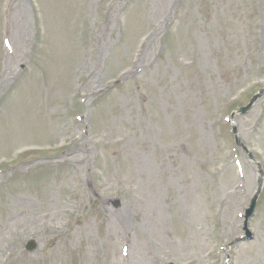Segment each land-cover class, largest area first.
<instances>
[{"label": "rangeland", "instance_id": "rangeland-1", "mask_svg": "<svg viewBox=\"0 0 264 264\" xmlns=\"http://www.w3.org/2000/svg\"><path fill=\"white\" fill-rule=\"evenodd\" d=\"M263 87L264 0H0V264H264Z\"/></svg>", "mask_w": 264, "mask_h": 264}, {"label": "bare ground", "instance_id": "bare-ground-1", "mask_svg": "<svg viewBox=\"0 0 264 264\" xmlns=\"http://www.w3.org/2000/svg\"><path fill=\"white\" fill-rule=\"evenodd\" d=\"M17 2V1H16ZM16 5V4H15ZM21 24L23 25L24 24V26L25 27H27V23H28V17H27V14H26V12H25V10H22L21 11ZM125 162H127V161H125ZM130 162H128L127 164H129ZM127 168H129V166L127 167ZM131 168V167H130ZM231 204V203H230ZM228 213V212H227ZM226 213V215L224 216L225 217V221L227 220V218H228V214ZM127 219V218H126ZM230 221H231V223H235V225L238 223V220H236V218H232V219H230ZM162 223L159 225L160 227H161V229L163 230V233L166 235V236H168L169 235V232H168V230L166 229V225L164 226V219L161 221ZM166 224V223H165ZM227 230V229H226ZM228 231V230H227ZM235 232V231H234ZM180 244V243H179ZM198 264H202V263H200V261L198 262Z\"/></svg>", "mask_w": 264, "mask_h": 264}, {"label": "water", "instance_id": "water-1", "mask_svg": "<svg viewBox=\"0 0 264 264\" xmlns=\"http://www.w3.org/2000/svg\"><path fill=\"white\" fill-rule=\"evenodd\" d=\"M256 100V98H253V100L246 106V107H243V111H247L252 105H253V103H254V101ZM257 197H258V193L255 195V197L253 198V200H252V204H251V206H250V209L248 210V215L247 216H250L251 215V213H252V211H253V209H254V207H255V205H256V201H257ZM35 244H31V245H29V249L30 250H32V249H34L35 248V246H34Z\"/></svg>", "mask_w": 264, "mask_h": 264}]
</instances>
